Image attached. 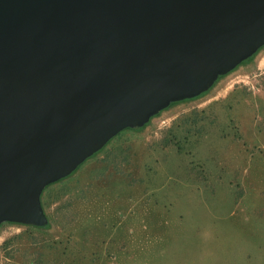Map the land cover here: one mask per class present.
<instances>
[{
	"label": "water",
	"instance_id": "water-1",
	"mask_svg": "<svg viewBox=\"0 0 264 264\" xmlns=\"http://www.w3.org/2000/svg\"><path fill=\"white\" fill-rule=\"evenodd\" d=\"M262 44L264 0H0V222Z\"/></svg>",
	"mask_w": 264,
	"mask_h": 264
},
{
	"label": "rangeland",
	"instance_id": "rangeland-1",
	"mask_svg": "<svg viewBox=\"0 0 264 264\" xmlns=\"http://www.w3.org/2000/svg\"><path fill=\"white\" fill-rule=\"evenodd\" d=\"M169 126L181 149L163 141ZM39 199L42 228L0 222V244L21 233L0 264H264V44Z\"/></svg>",
	"mask_w": 264,
	"mask_h": 264
},
{
	"label": "trees",
	"instance_id": "trees-1",
	"mask_svg": "<svg viewBox=\"0 0 264 264\" xmlns=\"http://www.w3.org/2000/svg\"><path fill=\"white\" fill-rule=\"evenodd\" d=\"M263 45V44H262ZM261 45V46H262ZM251 56V55H250ZM250 56H248L246 59H248ZM246 59H243V61L244 60H246ZM219 76V75H218ZM217 76V77H218ZM216 77V78H217ZM215 78V79H216ZM214 79V80H215ZM195 120V118H193V120L192 121H194ZM178 124V123H177ZM143 125V124H142ZM141 126H139V127H137V128H130V127H126V128H123V129H121V130H134V129H138V128H140ZM121 130H119L117 133H119ZM117 133H115V134H117ZM165 134H168V139L167 140H163V141H165V143H172V144H174L175 146H176V148L177 149H181V147H179V145H178V143H179V139H178V133H177V129L175 128V127H167L166 128V130H165ZM186 134H187V132L184 134L185 136H186ZM162 141V140H161ZM164 144V143H163ZM39 203H40V206L42 205V202H41V200L39 199ZM41 208H42V206H41ZM2 222V221H1ZM26 225H27V227H32V228H42L43 226H45L46 225V217H45V223L43 224V225H34V224H30V223H26ZM21 233L20 232H18V233H14V234H10V235H8L7 237H5L2 241H1V247H3V248H5V253L7 254L8 253V251H9V249L10 248H6L5 246H7L8 244H10V243H13L14 241H15V239L16 238H18L19 237V235H20ZM30 264H32V263H30ZM37 264V263H36Z\"/></svg>",
	"mask_w": 264,
	"mask_h": 264
},
{
	"label": "flooded vegetation",
	"instance_id": "flooded-vegetation-1",
	"mask_svg": "<svg viewBox=\"0 0 264 264\" xmlns=\"http://www.w3.org/2000/svg\"><path fill=\"white\" fill-rule=\"evenodd\" d=\"M220 76V75H219Z\"/></svg>",
	"mask_w": 264,
	"mask_h": 264
}]
</instances>
